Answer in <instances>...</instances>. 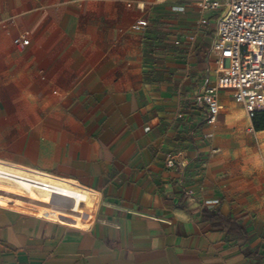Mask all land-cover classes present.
<instances>
[{"label": "crops", "instance_id": "1", "mask_svg": "<svg viewBox=\"0 0 264 264\" xmlns=\"http://www.w3.org/2000/svg\"><path fill=\"white\" fill-rule=\"evenodd\" d=\"M198 15L199 0H0V160L98 192L87 228L0 204V264H264L259 172L222 151L232 94L213 125L188 107L215 65V16L184 42Z\"/></svg>", "mask_w": 264, "mask_h": 264}, {"label": "built area", "instance_id": "2", "mask_svg": "<svg viewBox=\"0 0 264 264\" xmlns=\"http://www.w3.org/2000/svg\"><path fill=\"white\" fill-rule=\"evenodd\" d=\"M211 16L215 17L208 58L211 55L214 57L213 79L209 81L206 78L190 98L206 106L205 123L213 125L222 108L219 91L229 90L234 101L244 109L249 121L246 130L253 131L252 119L258 112H264V0H199V15L193 20L195 29L184 39L188 49L192 48L200 27L208 24ZM146 25L147 20L139 18L132 24V28L143 29ZM28 38V31H22L14 37L13 43L17 47H23L28 43ZM180 42L175 40L176 44ZM217 150L219 148L212 149ZM179 155L180 153H167L165 165L183 168L185 161ZM5 162L9 168H19L24 174L7 172L1 177L2 181L15 184L14 180L19 179L28 183L33 190L48 194V201L63 206L65 221L46 217L47 219L80 228L90 226L97 211V191L71 178L9 160ZM88 196L93 197V203L84 208ZM24 211L32 212L30 208H25ZM74 217L79 225L71 222Z\"/></svg>", "mask_w": 264, "mask_h": 264}, {"label": "bare ground", "instance_id": "3", "mask_svg": "<svg viewBox=\"0 0 264 264\" xmlns=\"http://www.w3.org/2000/svg\"><path fill=\"white\" fill-rule=\"evenodd\" d=\"M243 114V108L237 109V116L239 118L242 117ZM7 172L24 174L19 168H9L6 162L0 160V204L2 203L5 206H13L22 210L30 208L33 212L42 216L63 221L66 220L62 214L63 206L59 203L48 201V194L33 190L28 183H24L19 179L14 180L15 184L2 181L1 177H4V173ZM90 197L91 196L87 197L85 204L89 201ZM74 214L76 215V213ZM71 222L79 224V222L74 219H71Z\"/></svg>", "mask_w": 264, "mask_h": 264}, {"label": "rangeland", "instance_id": "4", "mask_svg": "<svg viewBox=\"0 0 264 264\" xmlns=\"http://www.w3.org/2000/svg\"><path fill=\"white\" fill-rule=\"evenodd\" d=\"M213 20L211 19V23ZM205 27L209 30L208 26ZM211 76L213 77V75ZM238 108H242V105L234 102L231 111ZM237 120H233L231 130L234 133L230 139L223 143L224 145L222 144V151L229 152L233 159L240 160L243 168H246L248 164L251 169H256L259 172V178H256V180L264 186V128L256 130L253 126V131L246 132L248 122L245 114ZM258 121L262 120L258 119ZM239 123H243L245 126L243 129L236 130V125ZM257 186L260 188V185Z\"/></svg>", "mask_w": 264, "mask_h": 264}, {"label": "trees", "instance_id": "5", "mask_svg": "<svg viewBox=\"0 0 264 264\" xmlns=\"http://www.w3.org/2000/svg\"><path fill=\"white\" fill-rule=\"evenodd\" d=\"M188 107L192 115L201 116L202 114H205L206 116L207 108L205 105L198 104L196 101H193L188 105ZM258 119H261L262 121H258ZM252 124L256 130L263 129L264 128V112H258L252 119ZM230 221L234 222L233 220H230Z\"/></svg>", "mask_w": 264, "mask_h": 264}]
</instances>
